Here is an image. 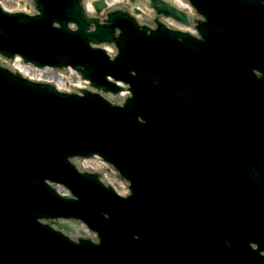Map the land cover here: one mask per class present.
Wrapping results in <instances>:
<instances>
[{
	"label": "water",
	"instance_id": "1",
	"mask_svg": "<svg viewBox=\"0 0 264 264\" xmlns=\"http://www.w3.org/2000/svg\"><path fill=\"white\" fill-rule=\"evenodd\" d=\"M148 1L154 28L145 4L140 23L126 8L89 15L83 0L0 6L1 56L70 66L95 89L0 64V264H264V0H186L199 38L160 20L188 26L185 11ZM94 155L129 195L78 170ZM78 222L97 240L69 238L89 235Z\"/></svg>",
	"mask_w": 264,
	"mask_h": 264
}]
</instances>
